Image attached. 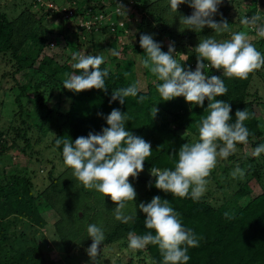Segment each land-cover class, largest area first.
<instances>
[{
    "label": "trees",
    "instance_id": "trees-1",
    "mask_svg": "<svg viewBox=\"0 0 264 264\" xmlns=\"http://www.w3.org/2000/svg\"><path fill=\"white\" fill-rule=\"evenodd\" d=\"M63 1L69 5L73 2L75 7L72 15L58 18L61 23L58 33L54 27L48 32V29L45 32L37 29L35 25L39 20H34L26 9L10 19L0 10V96L10 100L8 104L0 101V157L10 163L8 175L2 169L0 177V264H53L57 260H51L43 249L48 236L45 238L42 229L48 228L50 235H55L56 246L64 252V257L76 250L86 251L92 242L87 226L92 223L101 227L105 236L100 256L116 247L119 264H131V258L129 261L121 258L126 252L137 256V264H149L144 257L151 258L155 264H163L158 246L149 244L134 253L127 246L129 232L155 235L154 230L145 228V214L138 209L141 202L148 203L154 196L169 200L183 227L191 230L199 241L198 247L188 249L190 260L187 264H264V153L258 158L251 155L256 146L264 143V127L259 125L264 106L256 107L253 103L257 101L255 104H258L259 97L247 92L251 77L256 75L264 81V67L250 73L245 80L221 77L228 91L215 99L230 104L232 118L229 123H235L237 110L247 109L250 114L244 121L250 132L248 144H237L236 151H240V161L243 160L238 166L248 163L252 168L245 171L246 181L237 182L230 197L216 207L202 198L193 200L191 189L184 198L159 190L151 175L152 168L174 170L180 147L198 140V122L208 115V100L205 99L203 106L190 104L182 96L163 101L156 90V84L162 81L144 67L143 77L148 90L138 91L136 97H126L123 104L119 99L111 100L113 91L137 83L134 60L128 55H137L140 64L145 58L139 45L141 34L152 35L164 52L174 42V58L186 69L189 65L196 67L198 54L195 47L200 40L208 36L225 40L238 31L248 32L250 38L256 36L255 31L241 25L240 20L256 15L259 0H222L213 19L217 22L226 19L229 32L220 34L208 27L200 32L187 29L180 20L181 16L187 17L193 12L187 3L179 5L175 13L170 9L169 0H132L133 11L126 16L138 15V32L134 43L121 45H117L118 36L123 34L116 24L117 19L110 20L112 26L108 22L97 25L98 22L93 20V16H105L104 0H101L102 5L96 0ZM107 1L112 7L118 6L119 0ZM232 4L236 5L234 9H231ZM87 6L91 9L88 17L85 15ZM230 12H234L237 19H230ZM75 16L82 17L83 21L92 19L93 23L88 28L79 27L76 20L73 22ZM122 19L125 21L124 17ZM233 26L237 28L233 29ZM97 39L102 41L104 49L119 53L104 59L100 66L109 73L105 77L106 89L77 93L63 88L67 78L65 73L80 74L71 67L76 62L72 59L73 54H90L87 45L92 46ZM51 41L55 46L48 48ZM256 49L264 55L262 49ZM184 57L188 59L184 61ZM204 72L207 76H218L217 69L210 66H206ZM140 96L145 97L143 102H138ZM248 96H252V100H247ZM154 105L158 111L151 117L150 109ZM113 109L126 113V130L149 142L152 149L151 156L145 159L143 171L135 178L129 177L136 198L134 202H126L125 214L134 216L128 223L115 219L116 205L109 197L83 187L73 176V170L64 164L63 143L59 147L55 143L57 139L74 143L77 137H87L90 132L100 133L107 127L105 118ZM47 138L48 146L41 148ZM45 149L50 159L45 157ZM18 153L26 157V164L20 166L13 160ZM55 154L59 155L56 160ZM232 159H235L234 153L224 160ZM145 173L149 174L148 178L144 177ZM250 181L259 187L258 194H252L247 185ZM46 210L50 215L45 219L40 212ZM226 212L231 219L225 217ZM95 264L102 263L96 259Z\"/></svg>",
    "mask_w": 264,
    "mask_h": 264
},
{
    "label": "clouds",
    "instance_id": "clouds-1",
    "mask_svg": "<svg viewBox=\"0 0 264 264\" xmlns=\"http://www.w3.org/2000/svg\"><path fill=\"white\" fill-rule=\"evenodd\" d=\"M32 1L34 8L42 7L43 0ZM63 2V0L59 2L63 8L62 12L60 6L53 2L55 9H50L41 18L48 20L49 15L57 18L72 15V12L67 15L69 8L63 7ZM185 3L193 9L190 16L180 17L187 29L200 32L208 27L217 34L229 32L226 19L219 22L213 19L218 14L222 0H169L170 9L175 13L179 5ZM72 5L74 6V3ZM115 10L117 11L110 13L111 19H117L116 24L122 28L123 33L125 23L122 27L118 21H121L119 15L126 17L127 9L123 4H118ZM90 13L91 9L87 7L86 17ZM107 15L105 11V16L99 14L93 16V20L98 22L97 25H105L107 22L110 25L112 23L109 24ZM93 20L86 18L84 21L81 19L83 23L77 21L76 23L79 27L88 28ZM260 21L261 16L257 14L250 18L244 16L240 23L255 31L257 37L264 38V23H258ZM251 39L248 32L238 31L231 33L229 39L222 41L213 36L200 40L195 47L198 55L193 71L182 67V63L174 58V42L169 44L168 51L164 52L161 50V44L155 41L152 35H140L139 45L146 54L141 64L155 75L157 80L162 81L156 84V90L163 101L182 96L186 102L198 106H203L205 99L209 102L206 109L208 115L198 122V140L191 144L184 143L180 147L176 154L178 158L174 162V170L161 171L152 168L151 175L155 177V188L180 198L188 196L191 189V198L198 200L206 191L208 183L206 178L216 167L217 158L227 159L236 152L237 144H248L250 132L244 121L249 119V112L247 109L237 110L235 123L230 124L232 118L230 104L215 99L226 95L228 89L220 76H207L204 69L210 66L212 69H222L224 76L228 78L247 79L250 73L264 67V55L256 49ZM109 51L113 56L119 55L114 49ZM72 59L76 62L71 67L80 74L65 73L67 78L63 81V88L77 93L89 89H106L105 77L109 73L107 69L100 68L104 63L102 55L74 53ZM187 59L183 58L184 61ZM205 61L208 62L207 65ZM138 91V83H134L113 91L111 100L119 99V103L123 104L126 97H136ZM144 99V96H140L138 102H143ZM157 111L154 105L150 109V116L154 117ZM105 119L107 127L102 128L100 133L90 132L87 137H77L74 143L61 139H57L55 143L57 147L63 143L64 164L73 170V176L83 187L94 189L104 197H109L116 205L115 219L121 223H128L134 216L125 214L126 202H134L136 198V191L129 183V177L135 178L143 171L145 159L152 154L151 144L126 130L125 123L128 117L119 109H113ZM262 153L264 143L256 146L251 155L258 158ZM231 175L243 178L245 172L237 167ZM138 209L145 214V228L154 230L155 235L151 232L144 235L129 232L128 249L134 253L145 249L149 244L156 245L163 264H187L190 260L188 249L198 247L199 241L191 230L183 227L179 214L170 206L169 200L154 196L148 203L141 202ZM224 215L231 219L229 213L226 212ZM87 234L92 241L90 247L86 251L75 253L80 255L81 252H87L95 264L101 252L100 246L105 240L104 232L101 227L92 223L87 226ZM149 264L155 262L149 258Z\"/></svg>",
    "mask_w": 264,
    "mask_h": 264
},
{
    "label": "rangeland",
    "instance_id": "rangeland-1",
    "mask_svg": "<svg viewBox=\"0 0 264 264\" xmlns=\"http://www.w3.org/2000/svg\"><path fill=\"white\" fill-rule=\"evenodd\" d=\"M55 2V4L59 5V2H61V0H43L42 3V7L41 8H34L33 4L34 2L32 0H0V10L4 13H7V18H12V17H16L22 10L26 9L28 12H31L33 15V19L34 20H39L38 23H36V27L37 29L41 30V31H50V27H54L56 32L58 33V30H61V23L58 20L57 16H51L49 15L48 20L47 19H43L41 18L47 11H49L50 9H55V5L53 2ZM101 4V0H96ZM57 2V3H56ZM73 2L71 3V6L67 5L66 3L63 2V7H67L68 6V13L67 15H69L72 12V8L74 7ZM91 4L96 5L95 2H92ZM103 4V5H102ZM101 5L103 6L104 10L106 11L107 15V19L110 22L111 20V16L110 13L112 14L113 11H117L115 9L118 8V6H114L112 7V4H109V1L104 0L103 3ZM114 4V3H113ZM117 4H123L125 6V8L127 9V13H129L130 11H133V7H132V0H119L117 1ZM60 6V5H59ZM89 8V6H87ZM236 7V5H231V9H234ZM245 9H243L242 11H240V15L243 14ZM60 11H63V8L60 6ZM230 19H237V17L235 16L234 12H230ZM259 14L261 16H263L261 18V22H264V0H259L258 4H257V13L256 15ZM119 15V14H118ZM121 18V21H118L120 25H122L123 23H125V27L123 28V34L119 35L117 38V45H121L124 43L127 44H132L134 43V38H135V34L138 32V25H139V18L138 15L136 13H134L133 16H121L119 15ZM125 18V21H123L122 18ZM119 18V17H118ZM73 19H75L77 22L83 23L81 22V17L80 16H75L73 17ZM123 27V25H122ZM237 28V26H233V29ZM60 34V33H59ZM256 34V33H255ZM218 41H222V40H218ZM251 41H254L253 44L256 48H260L264 51V38H259L257 36H253ZM62 43V42H61ZM102 41H99L98 39L94 41V44L92 43L91 45H87V50L90 52V54L92 55H102L104 57V59H111L112 54L109 51V49H104L102 46ZM49 47L48 48H52L53 46H55V43L53 41L49 42ZM92 48V49H90ZM54 50V49H53ZM129 54V53H128ZM128 58H131L134 60L133 62V70H134V79L136 80V82L138 83V87H139V91L141 92H146L148 89L146 88V84L144 81V77H143V66H141L139 59L137 57V55H128ZM196 67H192L189 65V69L190 70H195ZM262 75L264 76V70H262ZM216 74L220 77H226L223 74V70H217ZM251 82H249L248 84V89L247 92L248 94H256L259 97V101L258 104L257 101H255L253 104L256 105V107H261L264 106V85L263 82L260 77L258 76H253L251 77ZM23 80L21 79V82ZM252 96H248L247 100H252ZM254 100H256V98H254ZM0 101L4 104H8V102L10 101L8 98L4 97L3 95L0 96ZM251 105V106H254ZM261 115L263 116L262 120L259 122V125H261V127H264V111L261 110ZM49 140L48 138L46 139V141H44V143H42L40 145V147L42 148L44 145L48 146ZM45 152V157H48L50 159V156L47 154L48 151L45 149L43 150ZM235 159H232L230 161H225L224 159H222L221 161H219V158H217V164L216 167L211 171V179L210 176L207 177L208 183L206 185V191L205 193L202 195V199H204L208 204H210L213 207L219 206L221 204H223L225 201V199H228L232 193V191H234V188L236 187V183L237 182H244L246 181L247 177L244 176L243 178H240L239 176L237 177H233L231 175V173L237 168L238 166V162H243V160L240 161V151H236L235 153ZM59 155L55 154L54 159H58ZM26 157L23 154L18 153V156L13 157V160H15V162L22 166L24 164H26ZM237 159H239L237 161ZM8 160H4L2 157H0V177L2 175V169L5 175H8L7 170L9 169V165L10 163L7 162ZM28 162V161H27ZM247 166H243V167H239L241 169L244 170V172L246 170H249V167H251V164L249 165L248 163H246ZM40 167V166H39ZM47 167V165H46ZM44 169V168H42ZM144 177L148 178L149 174H144ZM212 180V181H211ZM218 181L219 184H216ZM216 184V185H215ZM219 185L221 186L219 188ZM247 185L249 186V188L252 191L253 195H256L259 193V187L257 186V184H255V182L250 181L249 183H247ZM40 215L42 218L48 217L50 215L49 211H41ZM51 220L53 221V215H51ZM42 232L45 234V238L46 236H48V239L45 243V247L43 249H45L46 253L50 256L51 260H57L55 262H53V264H91L92 260L90 259V257L88 256L87 252H81L79 253L80 255H78L77 253H71L70 255H65L64 257V252L60 250V248H57L56 243H55V235L52 233L50 235V228L48 229H42ZM50 235V236H49ZM77 252H79L78 250H76ZM119 250L116 247H111L110 250L108 251L107 254H105L104 256H97V260H99L100 263L102 264H119V262L116 261V256H117V252ZM121 251V250H120ZM132 253L130 252H126L124 255L121 256L122 260L129 261L131 258V264H137L138 262V258L137 256H135L134 254H132V257H130ZM60 260V261H58ZM80 261V262H79ZM144 261L149 263V260L147 257H144ZM79 262V263H77Z\"/></svg>",
    "mask_w": 264,
    "mask_h": 264
}]
</instances>
